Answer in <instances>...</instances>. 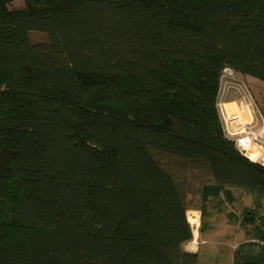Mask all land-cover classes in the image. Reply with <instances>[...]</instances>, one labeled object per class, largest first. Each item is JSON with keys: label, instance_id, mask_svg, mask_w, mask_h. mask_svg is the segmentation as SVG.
<instances>
[{"label": "trees", "instance_id": "16d2710c", "mask_svg": "<svg viewBox=\"0 0 264 264\" xmlns=\"http://www.w3.org/2000/svg\"><path fill=\"white\" fill-rule=\"evenodd\" d=\"M12 1L0 0V264H198L182 247L189 196L232 201L242 187L264 202V164L216 104L224 67L264 83V0ZM255 225L264 240V213ZM252 246L230 264L264 263Z\"/></svg>", "mask_w": 264, "mask_h": 264}, {"label": "rangeland", "instance_id": "374dc122", "mask_svg": "<svg viewBox=\"0 0 264 264\" xmlns=\"http://www.w3.org/2000/svg\"><path fill=\"white\" fill-rule=\"evenodd\" d=\"M21 6H23L22 0H14L9 5V7ZM34 36L41 35L35 33ZM254 99L264 115V87L259 79L252 76L247 78L234 70L232 74L220 77L216 104L224 129L233 141L244 131V123L247 121L246 112L260 117L259 111L254 106ZM228 102H233L234 108L231 107V111L225 117L220 104ZM254 123L251 122L252 125ZM232 195L233 200L230 203L218 200L202 203L197 195L188 198L189 209L186 211V217L194 215L199 219V227L203 228L197 232L195 226L188 221L193 234L196 232L197 234H192V238L182 244H186L189 248L196 247L203 261H210L216 257L223 262L229 260L233 250L238 248L239 244L250 243L252 237H258L255 224H257L258 216L264 213V202L262 200L260 203L255 202L253 192L242 187H232ZM248 211L253 212L254 221L244 219ZM229 213H231L230 217L227 216ZM262 241V244L257 242L252 244L253 241H251L253 251L257 252L261 249L264 252V240Z\"/></svg>", "mask_w": 264, "mask_h": 264}, {"label": "built area", "instance_id": "2783aa9c", "mask_svg": "<svg viewBox=\"0 0 264 264\" xmlns=\"http://www.w3.org/2000/svg\"><path fill=\"white\" fill-rule=\"evenodd\" d=\"M222 75H230L232 74V69L229 67H224L222 70ZM235 132V131H234ZM234 142L236 145V148L246 157H249L250 150L249 147L251 145L256 146L257 148H261L264 150V123H261L259 126H255L254 124H251V121H246L244 123V131L241 135L234 138ZM254 161H259L260 163L264 164V161L260 155H256L254 158ZM253 242H257L262 244L263 241L251 239ZM264 264V263H262Z\"/></svg>", "mask_w": 264, "mask_h": 264}, {"label": "crops", "instance_id": "0c3cea01", "mask_svg": "<svg viewBox=\"0 0 264 264\" xmlns=\"http://www.w3.org/2000/svg\"><path fill=\"white\" fill-rule=\"evenodd\" d=\"M244 76H246L247 78L249 77V75H244ZM251 77V76H250ZM253 80V79H252ZM262 84H263V87H264V83L262 82ZM234 102V101H233ZM233 102H228L227 104H226V106H225V108H224V116L226 117V116H228V112L229 111H231L230 109H231V107L232 108H234V106L232 105L233 104ZM254 102H255V107H256V110L257 111H259V116L260 117H257V115H255V114H251V113H248V112H246L245 113V115L247 116L246 118H247V121H251V122H255L254 124L255 125H258V124H261V123H264V115L262 114V112L260 111V109H259V107H258V105H257V103H256V100L254 99ZM230 104V105H229ZM255 115V116H254ZM231 191H232V188H231ZM214 200H218V201H223V202H228V203H230L231 201H227L225 198H224V196L222 195V194H220L218 197H215V198H208L205 202H202V203H207V202H209V201H214ZM201 202V201H200ZM189 209V208H188ZM187 209V210H188ZM186 210V211H187ZM230 215H231V213H229L227 216L228 217H230ZM195 219H196V225H195V231H197V230H202V228L203 227H199V219H197L196 217H195ZM198 232V231H197ZM197 232L195 233V234H193V231H192V234L193 235H196L197 234ZM187 245L186 244H182V247H183V249L184 250H187V251H190V252H194V253H196V255H197V262H198V264H230L231 262H232V259H233V256H234V253H235V250L236 249H234L233 250V252H232V255H231V257H230V259L229 260H225L224 262H223V260H220L219 258H215V259H213V260H210V261H203L202 260V258H201V255H200V253L198 252V250H197V248L195 247H186Z\"/></svg>", "mask_w": 264, "mask_h": 264}, {"label": "bare ground", "instance_id": "6f19581e", "mask_svg": "<svg viewBox=\"0 0 264 264\" xmlns=\"http://www.w3.org/2000/svg\"><path fill=\"white\" fill-rule=\"evenodd\" d=\"M226 104H227V103H221V104H220V107H221V109H222L223 114H224V108H225ZM228 128H229V126H228ZM249 150H250V155H249V157H250L251 160H254V158H255L256 155H260V156L262 157L263 161H264V150H263V149H261V148H257L256 146L251 145V146L249 147ZM187 219H188V221H189L193 226L196 225V219H195V216H194V215H193V216H192V215H191V216H188Z\"/></svg>", "mask_w": 264, "mask_h": 264}]
</instances>
